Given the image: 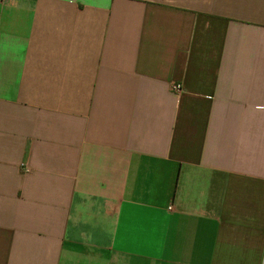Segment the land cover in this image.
Wrapping results in <instances>:
<instances>
[{"label":"crops","instance_id":"crops-1","mask_svg":"<svg viewBox=\"0 0 264 264\" xmlns=\"http://www.w3.org/2000/svg\"><path fill=\"white\" fill-rule=\"evenodd\" d=\"M0 264H264V0H0Z\"/></svg>","mask_w":264,"mask_h":264},{"label":"built area","instance_id":"built-area-1","mask_svg":"<svg viewBox=\"0 0 264 264\" xmlns=\"http://www.w3.org/2000/svg\"><path fill=\"white\" fill-rule=\"evenodd\" d=\"M171 91L176 95L180 94V92L182 91V85L179 83L172 84ZM27 170L28 168H26V171Z\"/></svg>","mask_w":264,"mask_h":264}]
</instances>
